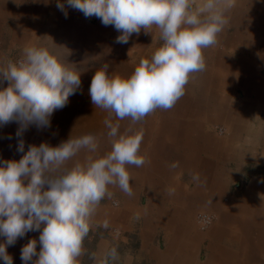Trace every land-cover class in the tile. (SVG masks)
<instances>
[{
	"label": "crops",
	"instance_id": "obj_1",
	"mask_svg": "<svg viewBox=\"0 0 264 264\" xmlns=\"http://www.w3.org/2000/svg\"><path fill=\"white\" fill-rule=\"evenodd\" d=\"M29 1L0 0V37L6 39L0 38V47L6 41L37 46L29 37L34 23L38 34L50 38L51 52L79 71L81 86L54 111L50 127L30 125L17 137L16 122L0 126V159L18 161L24 154L17 151L20 139L26 152L30 144L57 146L70 135L89 133L98 137V151L82 150L68 166L104 155L111 149L104 124L109 113L91 103V79L103 63L109 75L130 76L162 45L158 29H142L120 44V33L96 17L85 18L66 3L65 16L57 0ZM226 16L217 43L202 50L205 70L190 74L184 95L171 109H157L132 126L143 129L139 154L147 162L127 166L131 196L109 186L112 196L96 210L79 264H99L113 247L119 253L114 264H264V0H234ZM112 122L121 133L130 126L114 116ZM174 162L178 167L171 168ZM199 211L215 217L206 232L198 229ZM39 234L28 232L6 248L13 264H22L21 248L30 239L37 240L39 252Z\"/></svg>",
	"mask_w": 264,
	"mask_h": 264
},
{
	"label": "clouds",
	"instance_id": "obj_2",
	"mask_svg": "<svg viewBox=\"0 0 264 264\" xmlns=\"http://www.w3.org/2000/svg\"><path fill=\"white\" fill-rule=\"evenodd\" d=\"M65 3L85 18L96 17L104 26H113L120 33L116 43L127 44L133 34L138 36L142 29L150 33L153 26L163 43L151 59H141L130 76L109 75V65L103 63L91 79V103L109 113L104 124L110 151L69 167L82 150L98 151L99 139L89 133L70 135L57 146L30 144L26 152L20 139L21 158L0 159V236L4 237L0 260L4 264H13L6 248L33 231L40 232V250L36 239L28 240L21 248L22 264H79L96 210L105 197L112 196L109 186L131 196L127 166L142 167L147 162L139 154L143 129L132 126L157 109H171L184 95L190 74L205 70L202 50L217 43L229 23L226 13L234 6V0H57L56 7L65 16ZM67 63L37 46L25 48L19 60L0 62V83L7 81V87H0V126L16 122L17 137L30 125L50 127L54 111L66 106L81 86L79 71L69 69ZM113 116L117 121L129 120V128L121 133ZM103 227H108L107 220ZM118 259L113 247L103 253L99 264H114Z\"/></svg>",
	"mask_w": 264,
	"mask_h": 264
},
{
	"label": "rangeland",
	"instance_id": "obj_3",
	"mask_svg": "<svg viewBox=\"0 0 264 264\" xmlns=\"http://www.w3.org/2000/svg\"><path fill=\"white\" fill-rule=\"evenodd\" d=\"M29 2L32 4L34 2V0L29 1ZM29 32H30L29 37H32L31 39H34V41L36 39V43H37L38 47H46L50 51H52V49H51L52 42H51L50 38L48 36H46V38H45V35L38 34V30L36 29V25H33L32 23H29ZM156 33L160 36L159 30L158 31L156 30ZM1 36L2 37H0V38H4L5 37L4 34H1ZM4 40H6V39L4 38ZM25 48H27V45L11 44V46H10L9 45V41H6V45L2 44V46L0 47V53L3 54V58H2L3 61H5V59L12 60V61H16V60L21 59L22 58V54H23V50ZM261 75L264 78V69L261 70ZM98 156H102V155L98 154ZM204 212H206V211H204ZM207 213H210V212H207ZM214 220H215V217L213 219V222L211 223V225L208 226L207 229L200 230L198 228L199 231L206 232L208 229H210L213 226Z\"/></svg>",
	"mask_w": 264,
	"mask_h": 264
},
{
	"label": "built area",
	"instance_id": "obj_4",
	"mask_svg": "<svg viewBox=\"0 0 264 264\" xmlns=\"http://www.w3.org/2000/svg\"><path fill=\"white\" fill-rule=\"evenodd\" d=\"M215 130L218 132V133H223L224 132V129L222 127H215ZM237 188L239 185H235ZM213 219H214V215L211 214V213H207V212H204V211H199L197 214H196V217H195V220H196V223H197V226L200 230H205L208 228L209 225H211V223L213 222Z\"/></svg>",
	"mask_w": 264,
	"mask_h": 264
},
{
	"label": "bare ground",
	"instance_id": "obj_5",
	"mask_svg": "<svg viewBox=\"0 0 264 264\" xmlns=\"http://www.w3.org/2000/svg\"><path fill=\"white\" fill-rule=\"evenodd\" d=\"M32 15V14H31ZM34 24V23H33ZM30 128V127H29ZM15 146V145H14ZM2 157V156H1Z\"/></svg>",
	"mask_w": 264,
	"mask_h": 264
}]
</instances>
